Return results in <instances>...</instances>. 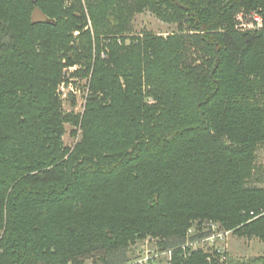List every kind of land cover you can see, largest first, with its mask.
I'll use <instances>...</instances> for the list:
<instances>
[{"label":"trees","instance_id":"16d2710c","mask_svg":"<svg viewBox=\"0 0 264 264\" xmlns=\"http://www.w3.org/2000/svg\"><path fill=\"white\" fill-rule=\"evenodd\" d=\"M145 11L177 32L131 35ZM263 145L264 0H0V264H124L148 238L170 264H264ZM208 222L262 256L186 255Z\"/></svg>","mask_w":264,"mask_h":264},{"label":"rangeland","instance_id":"374dc122","mask_svg":"<svg viewBox=\"0 0 264 264\" xmlns=\"http://www.w3.org/2000/svg\"><path fill=\"white\" fill-rule=\"evenodd\" d=\"M33 20L40 21L45 20V18L39 11L36 10L33 13ZM88 25L90 29L91 24L88 23ZM132 27L133 31L131 35L135 36L152 34L166 37L169 34L177 32V25L164 23L148 11L136 15L133 19ZM75 69H78V66L68 68L67 71H75ZM72 84L59 89V92L61 93L60 99L62 103V110L69 116H75L82 110L88 82L87 80L79 79L73 80ZM71 87L75 90V92L71 91ZM70 97H73L74 101L73 98ZM64 129L63 142L65 146L72 147L76 142V138L72 137L70 133L75 130V127L69 123L65 124ZM257 165H260V172H262L263 175V183H261V185L264 186V145L257 151ZM145 249L149 248H145V246H143V242H137L129 248L127 253L128 260L137 256L139 252ZM220 249L226 252L227 259H233L238 262H249L253 259L261 257L263 254V244L258 239H249L232 234L227 237V240L221 243ZM160 257L163 258L164 256ZM92 261L93 264H103L98 257H94V260ZM87 264H92L91 260L87 261Z\"/></svg>","mask_w":264,"mask_h":264},{"label":"built area","instance_id":"2783aa9c","mask_svg":"<svg viewBox=\"0 0 264 264\" xmlns=\"http://www.w3.org/2000/svg\"><path fill=\"white\" fill-rule=\"evenodd\" d=\"M240 24L238 28L241 30H258L262 27V20L258 13H252L248 16L239 15ZM71 91L75 92L72 89ZM75 94V93H74ZM264 213L258 215L256 218L263 216ZM232 234V231L224 230L220 224L215 222H208L202 226L194 224L188 229L186 233V238L180 249L189 255L191 252L201 250L207 253L208 260H210L211 255H220V261L226 260L225 251L220 249L222 242L227 240V237ZM143 242L145 249L134 256L132 259L128 260L124 264H170L172 261V251L164 250L160 251L157 247V242L154 239L148 238ZM140 242V243H142ZM219 246V247H218ZM153 248V249H152ZM160 256H164L161 258Z\"/></svg>","mask_w":264,"mask_h":264}]
</instances>
